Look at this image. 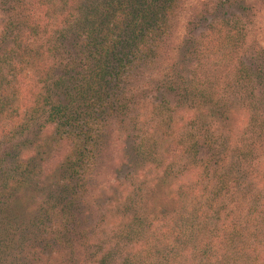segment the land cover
<instances>
[{
	"label": "clouds",
	"instance_id": "9594fccd",
	"mask_svg": "<svg viewBox=\"0 0 264 264\" xmlns=\"http://www.w3.org/2000/svg\"><path fill=\"white\" fill-rule=\"evenodd\" d=\"M99 2L80 0L86 8ZM147 6L150 19L146 22L141 16L138 24L144 33L151 32V37L145 45L140 43L141 36L124 50L119 62H111L103 105L98 96H82L77 91V84L90 83L84 80L90 74L85 44L72 46L78 35H70L67 47L71 55L52 66L51 73L55 102L65 107L71 104V124L60 109H45L47 100L41 103L38 99L34 105L31 99L25 102L29 110L23 118L34 124L25 134L29 146L43 127L52 120L56 122L54 136L40 137L49 152L62 153L49 187L56 184L57 174L66 180L65 164L79 168V174L73 173L71 178L79 191L76 214L82 228L97 225L95 233L89 231L69 241L58 232L38 240L33 237L27 246L23 241L6 244L0 238V264H100L110 251L113 258L120 255L121 264H163L154 252L160 246L154 240L141 239V230L133 223L134 213L119 220L114 213L121 205L132 207L142 190L156 189L157 179L165 186L164 196L178 206V188L189 192L201 187L202 175L188 184L175 179L188 175L194 167L204 172L206 165L193 152L200 141L199 129L211 136L217 155L229 148L231 167L225 174L228 195L246 205L259 200L264 208V138L245 135L238 127L235 111L245 99L236 79L238 70L242 65L252 69L264 66V0H147ZM89 23L96 24L97 31L115 27L102 29L99 18ZM213 25L217 31H209ZM87 39L84 36L85 43ZM219 44L226 47V55L217 47ZM64 76L72 80L65 82L68 87L60 93L57 83ZM69 90L72 101L67 99ZM7 91L0 88V111L13 103L4 99ZM177 112L199 122L195 131L187 129L186 138L165 134ZM185 125L187 120L177 122L178 127ZM69 127L71 131L65 132ZM89 143L91 149L87 148ZM237 148L248 149L243 159L240 153L233 158ZM59 191V186L53 188V193L58 195ZM200 195L192 193L197 199ZM122 231L126 233L123 243L116 235ZM220 240L227 264H252L257 255L259 264H264V223L253 221L243 243L229 245L223 236ZM101 247L103 251L99 252ZM177 251L181 258L187 257L185 264H195L193 257L199 260L198 249Z\"/></svg>",
	"mask_w": 264,
	"mask_h": 264
},
{
	"label": "trees",
	"instance_id": "16d2710c",
	"mask_svg": "<svg viewBox=\"0 0 264 264\" xmlns=\"http://www.w3.org/2000/svg\"><path fill=\"white\" fill-rule=\"evenodd\" d=\"M150 15L147 0H100L89 8L84 7L80 0H0V28L3 29L0 31V88L8 90L5 100L13 101L0 111V238L6 244L23 241L27 246L33 237L38 240L58 232H63L69 241L89 231L95 233L97 225L89 224L82 228L76 214L79 191L71 178L73 173L78 175L80 169L65 164L66 180L59 179L57 174L56 184L49 187V178L60 167L62 153L49 152L40 137L54 136L56 122L52 120L43 127L36 142L29 146L30 140H25V134L32 130L34 124L32 120L23 118L29 110L25 102L31 99L34 105L38 99L41 103L47 100L45 109H60L71 124V104L65 107L55 102L51 73L52 66L71 55L67 47L70 35H78L79 39L72 46L79 48L81 43L85 44L90 74L84 80L90 83L77 84V91L82 96H98L99 103L103 105V91L111 62H119L124 50L141 36L143 40L140 43H148L151 32L141 30L138 18L142 16L147 22ZM98 18L103 21L102 29H111L113 25L114 29L97 31V25L89 22ZM209 31L217 29L213 25ZM84 36L88 38L86 43ZM217 47L227 54L223 44ZM209 72L213 74L212 70ZM76 79L79 80V76ZM236 79L245 96L242 106L235 110L238 113L236 120L241 122L244 116H248V127H242L244 134L251 133L257 140L264 138V117L257 112L260 111L259 105L264 109L262 98L257 97L260 93L264 96V66L252 69L242 65ZM71 80V76L60 77L56 91L63 93L68 87L65 82L70 83ZM85 87L88 92L82 91ZM67 99L73 100L71 90ZM187 112L190 113L191 109ZM52 115L55 116L56 112L53 111ZM185 120L187 125L177 126V122L183 124ZM198 123V120H188L187 113L177 112L165 134L172 132L186 138L189 134L187 129L195 131ZM64 131L70 132L71 128ZM199 131L200 141L193 146V152L206 165L204 172L200 173L194 167L188 174L189 178L183 175L175 179L188 184L202 175L204 183L201 187L189 192L178 188L176 191L181 201L178 206L175 200L164 196L165 186L157 179L156 189L142 190L132 207L121 205L114 213L116 220L134 213L133 223L141 230V239L154 240L160 246L154 248V252L163 264H185L187 257L181 258L177 249L187 251L189 247L199 250V260L193 257L195 264H213V261L215 264H227L220 238L225 237L229 245L243 243L244 234L253 221L264 223V208L259 200L246 205L237 203L227 193L225 174L231 167L229 148L225 147L224 152L217 155L211 136L203 135L204 129ZM92 147L91 143L87 145L88 149ZM247 151V148L234 149L233 158L240 153V159H243V152ZM84 159L87 160V155ZM57 186L60 189L58 195L53 193ZM193 192L202 195L197 199L192 196ZM116 235L123 243L126 233L122 231ZM102 251L101 247L99 252ZM259 262L257 255L252 264ZM100 264H121V257L117 253L113 258L110 251Z\"/></svg>",
	"mask_w": 264,
	"mask_h": 264
},
{
	"label": "rangeland",
	"instance_id": "374dc122",
	"mask_svg": "<svg viewBox=\"0 0 264 264\" xmlns=\"http://www.w3.org/2000/svg\"><path fill=\"white\" fill-rule=\"evenodd\" d=\"M257 97H261L262 99H261V98H260V99L263 100V102H264V96L262 95V93L258 94ZM261 100H260V101H261ZM258 108H259V110H260V111H257L258 114L261 115L262 117H264V111H263L264 109H262L263 106L259 105ZM245 115H246V113H245ZM247 122H248V116H244V118H242V121H241V122H237L238 127L242 129V127H243ZM245 135H248V134H245ZM241 139L243 140V137H241ZM230 143H231V142H229V144H230ZM186 176H187V178H189L188 175H186ZM206 182H207V180H206ZM162 198H163V197H162Z\"/></svg>",
	"mask_w": 264,
	"mask_h": 264
}]
</instances>
